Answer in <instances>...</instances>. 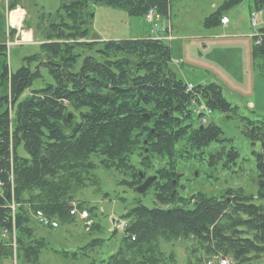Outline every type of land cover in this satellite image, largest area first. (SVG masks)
<instances>
[{
  "label": "trees",
  "instance_id": "obj_1",
  "mask_svg": "<svg viewBox=\"0 0 264 264\" xmlns=\"http://www.w3.org/2000/svg\"><path fill=\"white\" fill-rule=\"evenodd\" d=\"M172 1L62 0L55 12L38 16L34 29L41 38L38 53L24 57L15 73L9 74L3 66L8 95L0 99V106H7L0 114V264L8 260L40 264L48 244L31 224L30 213L40 211L49 219L70 221L75 194L97 184L96 167L127 176L130 181L122 184L135 190L133 183L144 180L157 156L166 159L163 168L154 170L149 186L159 190L157 200L165 205L178 200L192 207L161 210L138 204L126 211L121 216L126 227L120 246L102 264H161V240H193L206 261L217 257L232 264H256L264 258V117H239L242 133L252 147L258 146L252 152L254 195L237 188L217 196L197 193L188 200L176 199V158L202 159L209 146L230 143L221 139L216 125L201 126L204 115H195L193 105L203 103L227 119L237 116L236 108L216 84L187 91L186 83L172 71L170 47L161 39L86 41L91 5L135 18L149 11L168 17ZM242 1L224 0L205 18L204 27L219 26L226 12ZM18 2L9 0L8 10L16 9ZM263 6L264 0H253L255 9ZM24 26L30 29L26 22ZM14 34L10 30L8 36ZM258 34L252 56L259 60L258 72L264 77V27ZM5 49L1 44L0 50ZM38 80L41 86L32 88ZM135 153L138 168L130 160ZM206 156L208 165L223 160L226 169L239 159L232 147L227 151L216 147ZM78 208L88 216L94 211L81 203ZM102 244L92 240L83 249L92 252Z\"/></svg>",
  "mask_w": 264,
  "mask_h": 264
},
{
  "label": "rangeland",
  "instance_id": "obj_2",
  "mask_svg": "<svg viewBox=\"0 0 264 264\" xmlns=\"http://www.w3.org/2000/svg\"><path fill=\"white\" fill-rule=\"evenodd\" d=\"M0 0V45L6 46L0 50V99L8 95V83L2 78L3 66L6 65L9 74L15 73L22 65V59L35 53L41 39L34 32L38 16L41 13H53L61 5L62 0H18L24 10H8L7 2ZM224 0H174L171 3L168 17L156 14L143 18L128 16L125 12L105 6H89L93 15L89 25L87 42H103L110 40L161 39L171 50V69L176 77L193 86L216 84L220 87L223 98L236 108V117L227 119L219 111L206 110L207 123L220 128L222 142L209 146L204 150L205 156L176 158L177 178L173 195L176 199L188 200L197 193L207 196H217L227 189L241 188L245 194L256 192V168L252 147L242 133L239 117L251 120L264 117V77L258 72L259 60L252 56L253 39L248 37L250 25L248 11L253 6V0H243L226 12L229 24L226 29L221 26L205 28L204 20L218 8ZM264 9V6H263ZM8 10V11H7ZM7 11V12H6ZM21 19V20H20ZM264 19V16H263ZM20 20V21H19ZM24 21V23H23ZM264 21V20H263ZM30 27L26 29L24 24ZM21 23V25H20ZM11 24V25H8ZM12 26H17L15 34L8 36ZM158 26V27H157ZM22 27V28H21ZM32 30L31 32H27ZM18 31V33H17ZM28 33V34H27ZM26 38L30 43L25 42ZM23 41V42H22ZM28 41V42H29ZM36 44V45H35ZM94 56V54H88ZM80 64V61H79ZM44 80H51L44 68L40 70ZM40 81H35L32 88H39ZM7 109L6 104L0 106V114ZM216 147H224L225 151L234 148L239 155L236 165L223 168V160L216 165L207 163L206 153ZM131 164L138 168L139 158L136 153L130 158ZM154 168L146 173L144 179L154 177V170L165 166L166 159L153 158ZM97 184L82 188L70 202V209L77 213L70 221L56 223V228L46 229L37 223L34 213H30L31 224L38 230V235L47 242V249L40 254V264H102L115 253L123 237L126 222L121 216L138 204L148 209L167 210L176 206L190 209L191 204L183 205L178 200L162 204L155 197L159 193L155 187H149L144 193L122 184L130 181L116 171H106L100 167L94 170ZM93 207L94 211L88 219H80L78 204ZM69 209V210H70ZM71 215V214H70ZM47 217V216H45ZM48 218V217H47ZM123 228L119 226L123 225ZM115 232V235H112ZM102 240L103 244L94 251H85L83 247L92 240ZM159 249L164 254L161 264H205L202 253L197 250L193 240H174L159 242ZM62 252L69 253L64 257ZM71 253H77L74 257ZM170 255L173 260L169 259ZM201 257V260H198ZM215 258V257H213ZM2 264H15L8 260ZM230 264H232L230 262ZM256 264H264V258Z\"/></svg>",
  "mask_w": 264,
  "mask_h": 264
},
{
  "label": "built area",
  "instance_id": "obj_3",
  "mask_svg": "<svg viewBox=\"0 0 264 264\" xmlns=\"http://www.w3.org/2000/svg\"><path fill=\"white\" fill-rule=\"evenodd\" d=\"M153 14V11H149L148 14L146 16H150ZM261 11H253L250 15V25L253 28L259 27L261 25H264V21H262L261 19ZM228 23V19L226 17H223L220 20V24L222 25H226ZM259 42V38L257 39L256 43L258 44ZM193 89V87L191 85H188L186 87L187 91H191ZM205 108L201 105L197 106L194 108L193 113L200 115L202 112H206V110H204ZM202 123H205V120H202ZM11 208L13 209V206H11ZM77 213L76 209H71L70 214L71 215H75ZM80 219H87L88 215L86 211H81L78 213ZM34 217H36V221L37 223L44 228H56V223L49 220V218L45 217V215L42 214V212L40 211H36L33 214ZM124 224L119 226V228H123ZM2 237H4V232L2 234ZM205 264H230V261L228 259H219L217 257L212 258L211 260L207 261Z\"/></svg>",
  "mask_w": 264,
  "mask_h": 264
},
{
  "label": "crops",
  "instance_id": "obj_4",
  "mask_svg": "<svg viewBox=\"0 0 264 264\" xmlns=\"http://www.w3.org/2000/svg\"><path fill=\"white\" fill-rule=\"evenodd\" d=\"M6 7H7V6H6ZM254 9H255V7L252 6V7L249 9V11H248V23H249V25H250V22H249V19H250V18H249V16H250L251 12H252ZM15 10H16V9H15ZM15 10H14V11H15ZM17 10H20V11H22L21 13L25 14V13H24V10L19 6V4H18V6H17ZM7 11H8V10H7ZM7 11H6V12H7ZM154 14H155V13H154ZM261 14H262L261 19H262V21H263V20H264V19H263V16H264V9L262 10ZM20 20H21V19H20ZM20 20H19V21H20ZM228 24H229V22H228L226 25H221V24H220V26H221L222 29H226V27L228 26ZM8 25H11V24H8ZM20 25H21V23H20ZM16 27H17V26L14 27L15 31H16ZM157 27H158V26H157ZM250 27H251V26H250ZM21 28H22V27H21ZM259 28H260V27H259ZM259 28H253V27H251V28H250L251 30H250V33L248 34V37L253 39L256 35H258V29H259ZM27 32H31V35H32V30H29V31H27ZM17 33H18V31H17ZM27 34H28V33H27ZM28 41H29V39L26 38L25 42H23V41H22V42H23L24 44H25V43L33 44V42L31 43L30 41H29V42H28ZM35 45H36V44H35ZM36 46H38V44H37ZM187 84H190V83H187ZM191 85H192V84H191Z\"/></svg>",
  "mask_w": 264,
  "mask_h": 264
},
{
  "label": "water",
  "instance_id": "obj_5",
  "mask_svg": "<svg viewBox=\"0 0 264 264\" xmlns=\"http://www.w3.org/2000/svg\"><path fill=\"white\" fill-rule=\"evenodd\" d=\"M202 128V127H200ZM154 178L151 177V178H148L146 179L141 185H139L137 188H136V191L138 193H144L145 190L150 186V184L153 182Z\"/></svg>",
  "mask_w": 264,
  "mask_h": 264
},
{
  "label": "flooded vegetation",
  "instance_id": "obj_6",
  "mask_svg": "<svg viewBox=\"0 0 264 264\" xmlns=\"http://www.w3.org/2000/svg\"><path fill=\"white\" fill-rule=\"evenodd\" d=\"M144 181H145V179H144V180H142V182H141L140 184H142Z\"/></svg>",
  "mask_w": 264,
  "mask_h": 264
}]
</instances>
